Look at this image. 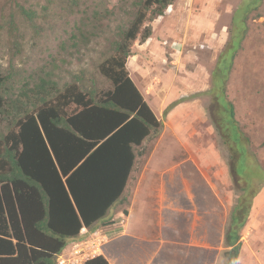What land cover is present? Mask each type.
I'll use <instances>...</instances> for the list:
<instances>
[{
	"label": "rangeland",
	"instance_id": "1",
	"mask_svg": "<svg viewBox=\"0 0 264 264\" xmlns=\"http://www.w3.org/2000/svg\"><path fill=\"white\" fill-rule=\"evenodd\" d=\"M137 1L0 0V75L13 74L17 84L50 77L60 86L78 81L88 90L112 89L99 65L131 25ZM256 1L174 0L164 16L146 24L152 36L136 41L129 59L134 82L147 88L149 99L164 101L169 89L174 101L168 98L167 106L157 102L152 108L164 123L162 133L136 149L144 154L105 220L140 188L144 196L154 192L149 204L155 213L145 219L137 201L131 222L142 226L137 236L121 235L119 224L126 218H115V227L96 228L108 235L102 255L109 263L226 264L229 217L254 176L251 190L257 195L242 232L238 264H264V0L251 7L245 22L241 19ZM145 48L154 55L144 56ZM226 53V65L232 58L227 77L219 64ZM229 104L241 138L238 167L246 183L232 169L238 135L225 112ZM7 124L0 115V132Z\"/></svg>",
	"mask_w": 264,
	"mask_h": 264
},
{
	"label": "trees",
	"instance_id": "2",
	"mask_svg": "<svg viewBox=\"0 0 264 264\" xmlns=\"http://www.w3.org/2000/svg\"><path fill=\"white\" fill-rule=\"evenodd\" d=\"M259 1L244 12L243 22ZM173 2L135 3L131 25L113 43V54L99 65L100 74L112 85L108 91L95 86L88 90L78 81L60 86L50 77L17 84L13 74L0 75V115L8 123L0 132V264H58V256L70 244L105 226L137 158L144 154L136 149L158 138L164 128L134 82L128 63L136 41L152 36L146 24L164 16ZM22 13L33 20L28 11ZM241 33L231 50L239 47ZM226 56L219 59L225 77L232 65V58L225 64ZM229 106L225 112L238 135L233 141L237 156L232 169L246 183L238 167L241 138L234 124V107ZM252 177L229 217L224 235L226 264L240 260L242 232L257 195L251 190ZM83 229L88 230L86 234L81 233ZM86 264L110 263L100 255Z\"/></svg>",
	"mask_w": 264,
	"mask_h": 264
},
{
	"label": "crops",
	"instance_id": "3",
	"mask_svg": "<svg viewBox=\"0 0 264 264\" xmlns=\"http://www.w3.org/2000/svg\"><path fill=\"white\" fill-rule=\"evenodd\" d=\"M147 50H148L147 48L144 49V56L148 57V55H150V54L154 55V52L153 51H149L151 53L148 54L149 52ZM143 60H145V59L142 57L141 61H143ZM147 62L148 61H144V63H145V66L144 67H149V65H147ZM153 66H154V64H153ZM129 67L130 66H129V63H128V68ZM129 70H130V73H131V69L130 68H129ZM138 83H139V81H138ZM142 85H143V83H142ZM137 86L139 87V90L141 91V93L143 94L144 98L146 99V101L148 102V104L152 108H155V104L157 105V102L159 104H162V108L165 107V106H167L169 104V103H166V101L168 100V98L170 99L172 97V95L171 96L169 95L171 93V91H169V89H166V91H165V96L168 97V98H166V100L163 101L164 98H161V99L156 98V100L155 99H151V98L149 99L148 96L150 95V93H148V95H146V93H144L147 88H145L144 90H142V88L139 85H137ZM182 92H186V90L184 89ZM172 100H173V98L170 99V100H168V102H171ZM141 181H143V178L141 179ZM141 185H140V187H141ZM140 192H143V191H141V188H140V190L137 193L133 194L132 197H130L127 202H124L123 205H121L122 206L121 209L120 208L114 209L113 212H112V214L110 215L111 217L108 220H106V224L105 225L106 226H109V227H113V226L115 227V226H117V223L114 222L115 218H126V220H123L122 221V224H119L118 223L120 225V228H123L124 229V231L122 232L121 235H124L125 233H129V235L137 236L138 235V232L143 230L142 229V226H141V229H140V228L136 227L135 225H133L131 222L135 219L134 208H135V206L138 205V202L141 204L142 214L146 211V218L145 219H147V216L150 213H152V214L155 213V211H153V209L151 207V205H153V204H149V198H153L154 197V192L152 191L151 194H150V192H146L147 193V194H145L146 196H144L143 193H141L142 194L141 195ZM107 222H108V224H107ZM85 230H87V229H83L81 233L83 234V232H85ZM111 230H113V229H111ZM70 246H71V244L67 248L70 249Z\"/></svg>",
	"mask_w": 264,
	"mask_h": 264
},
{
	"label": "built area",
	"instance_id": "4",
	"mask_svg": "<svg viewBox=\"0 0 264 264\" xmlns=\"http://www.w3.org/2000/svg\"><path fill=\"white\" fill-rule=\"evenodd\" d=\"M105 230H95L83 240L77 241L58 256V264H86L89 260L103 254V247L109 241ZM83 234H86L83 232Z\"/></svg>",
	"mask_w": 264,
	"mask_h": 264
},
{
	"label": "clouds",
	"instance_id": "5",
	"mask_svg": "<svg viewBox=\"0 0 264 264\" xmlns=\"http://www.w3.org/2000/svg\"><path fill=\"white\" fill-rule=\"evenodd\" d=\"M97 230V229H96ZM95 231V230H94Z\"/></svg>",
	"mask_w": 264,
	"mask_h": 264
}]
</instances>
